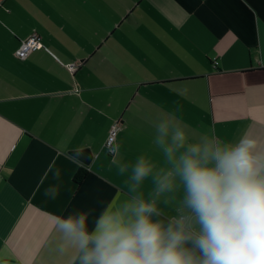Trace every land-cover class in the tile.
I'll return each mask as SVG.
<instances>
[{
  "label": "crops",
  "instance_id": "1",
  "mask_svg": "<svg viewBox=\"0 0 264 264\" xmlns=\"http://www.w3.org/2000/svg\"><path fill=\"white\" fill-rule=\"evenodd\" d=\"M32 33L46 48L19 60ZM176 105L193 136L247 134L264 151V0H0V259L69 264L50 245L55 217L91 220L124 195L113 124L132 159ZM81 149L89 165L69 154Z\"/></svg>",
  "mask_w": 264,
  "mask_h": 264
},
{
  "label": "clouds",
  "instance_id": "2",
  "mask_svg": "<svg viewBox=\"0 0 264 264\" xmlns=\"http://www.w3.org/2000/svg\"><path fill=\"white\" fill-rule=\"evenodd\" d=\"M150 143L152 152L132 159L121 156L119 142L111 145L124 195L91 220L83 210L57 215L52 251L69 264H264V151L257 141L193 136L176 105L156 116ZM58 194V185L45 189L51 199Z\"/></svg>",
  "mask_w": 264,
  "mask_h": 264
},
{
  "label": "built area",
  "instance_id": "3",
  "mask_svg": "<svg viewBox=\"0 0 264 264\" xmlns=\"http://www.w3.org/2000/svg\"><path fill=\"white\" fill-rule=\"evenodd\" d=\"M45 48L46 47L42 43L40 36L37 33H32L26 39L21 41L20 46L16 51V57L19 60H25L34 52L40 49H45ZM214 65L217 66V62H215ZM77 67H78V64L76 63L68 65V69L72 72H75L77 70ZM119 130H120L119 122H116L111 127L109 135L105 143V148L108 154L111 155L112 157H113V154L110 152V147L113 143H116L117 134Z\"/></svg>",
  "mask_w": 264,
  "mask_h": 264
},
{
  "label": "water",
  "instance_id": "4",
  "mask_svg": "<svg viewBox=\"0 0 264 264\" xmlns=\"http://www.w3.org/2000/svg\"><path fill=\"white\" fill-rule=\"evenodd\" d=\"M69 154L80 160L84 165H89L94 158L90 149L70 151Z\"/></svg>",
  "mask_w": 264,
  "mask_h": 264
},
{
  "label": "trees",
  "instance_id": "5",
  "mask_svg": "<svg viewBox=\"0 0 264 264\" xmlns=\"http://www.w3.org/2000/svg\"><path fill=\"white\" fill-rule=\"evenodd\" d=\"M87 175V171L84 168H80L74 177V182L80 185Z\"/></svg>",
  "mask_w": 264,
  "mask_h": 264
}]
</instances>
